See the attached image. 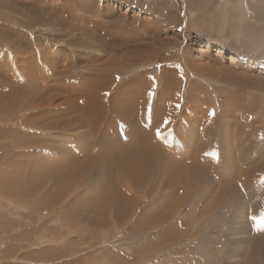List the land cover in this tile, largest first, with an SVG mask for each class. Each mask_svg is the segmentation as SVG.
Wrapping results in <instances>:
<instances>
[{
  "label": "rangeland",
  "instance_id": "rangeland-1",
  "mask_svg": "<svg viewBox=\"0 0 264 264\" xmlns=\"http://www.w3.org/2000/svg\"><path fill=\"white\" fill-rule=\"evenodd\" d=\"M262 210L264 0H0V264H258Z\"/></svg>",
  "mask_w": 264,
  "mask_h": 264
},
{
  "label": "bare ground",
  "instance_id": "bare-ground-1",
  "mask_svg": "<svg viewBox=\"0 0 264 264\" xmlns=\"http://www.w3.org/2000/svg\"><path fill=\"white\" fill-rule=\"evenodd\" d=\"M199 19V18H198ZM116 20V19H115ZM108 30V29H107ZM109 31V30H108ZM112 32V31H111ZM109 34V33H108ZM207 43L209 44V46L208 47H210V43L209 42H206V45H207ZM163 52V51H162ZM235 55H232V57L229 59V62H231V61H233V60H235ZM231 60V61H230ZM105 61V60H104ZM237 61V60H236ZM107 62H109V61H107ZM113 65V64H112ZM108 66H110V65H108ZM88 67H90V66H88ZM112 68V67H111ZM126 68V67H125ZM120 69V68H119ZM108 70V69H107ZM94 71V70H93ZM24 72V71H23ZM108 72V71H107ZM116 72V71H115ZM95 73H97L98 74V72H95ZM100 73H103V72H100ZM99 80V79H98ZM221 83V82H220ZM233 84V83H232ZM243 84V83H242ZM249 89V88H248ZM226 90V89H225ZM244 90V89H243ZM133 93V92H132ZM31 96V95H30ZM136 96H138L137 94H136ZM143 96V95H142ZM246 96V95H245ZM195 97V96H194ZM233 97V96H232ZM136 98H138V97H136ZM135 98V99H136ZM126 99H127V97H126ZM250 100V99H249ZM126 100H124V102H125ZM132 101V100H131ZM80 102V101H79ZM122 103L120 100L118 101V102H115V105H114V107H112V109H111V111H110V113H109V115H110V117H111V119L109 120V125H112L113 124V122H115V120H114V117H118V121H121L122 123H123V125L126 127V129H122V127L119 129V131H118V133L119 134H122V135H125V136H130V137H136V139L138 140V141H143V139H141V135H143V134H147V132H149V130H148V126L146 125V123H148L149 121H153V122H155L154 120H155V118H154V120H151L152 118H150V119H148V117H149V115H148V117H147V114H149V111H148V109L146 110V108H145V110H143V112L145 111V113L148 111V113L146 114V116L144 115L143 116V112H138V110H137V108L139 107L138 106V104H139V101H137L138 102V104L136 103V101H135V103L137 104V106L138 107H136V111L134 110V108L135 107H133L132 105H130L131 103H127V104H125V103ZM232 103V102H231ZM87 104V103H86ZM133 104V103H132ZM151 105V104H150ZM141 106L143 107V105L141 104ZM133 107V108H132ZM235 108V107H234ZM141 109V108H140ZM144 109V108H143ZM131 113V114H133V116H131V118H129V119H122V118H124L125 117V115H127L128 113ZM136 112V113H135ZM135 114V115H134ZM91 115V114H90ZM88 117V116H87ZM86 117V118H87ZM152 117V116H151ZM88 119V118H87ZM137 120H139V121H137ZM157 120V119H156ZM158 121V120H157ZM152 122V123H153ZM162 122H160V124H161ZM205 124V123H204ZM208 124V123H207ZM223 124H225V123H223ZM142 130V132H140ZM201 131V130H200ZM153 133V132H152ZM149 134V133H148ZM156 134V133H155ZM150 135V134H149ZM214 137V136H213ZM155 138V137H154ZM208 138V137H207ZM210 139V138H209ZM152 141V140H151ZM203 141V140H202ZM206 141V140H205ZM250 141V140H249ZM239 144V143H238ZM254 146V145H253ZM160 147V146H159ZM210 147V146H209ZM161 148V147H160ZM240 148H242V145H241V147ZM134 149V151H129L130 152V157H131V160L132 161H135L134 159H140L139 161H140V163H138L140 166H141V164H143V163H145V158H143L144 157V153H145V151L143 150V149H141L140 147H138V148H133ZM201 149V148H200ZM239 149V148H238ZM245 149V148H244ZM149 150L151 151V155H152V150H153V148L151 147V148H149ZM155 150V149H154ZM192 150V149H191ZM211 150V149H210ZM247 150V149H246ZM149 152V151H148ZM231 152V151H230ZM239 152V151H238ZM158 152H156V154H157ZM164 153V152H163ZM162 153V154H163ZM189 153V152H188ZM193 153V152H192ZM242 153V152H241ZM147 154V153H146ZM155 154V153H154ZM153 154V155H154ZM216 154V153H215ZM133 155V156H132ZM158 155V154H157ZM157 155H155V156H157ZM197 155V154H196ZM141 156V157H140ZM147 156H149V155H146V157ZM241 156V155H240ZM243 156H244V154H243ZM134 157H136V158H134ZM153 158H155V157H153ZM253 159H254V157H252ZM251 158V159H252ZM78 160V159H77ZM93 160H95V162H97L98 164H99V160L100 159H98L97 158V156H95V155H91V156H87L86 158H84V160H83V163H86V164H88V163H90V162H92ZM242 160H244V159H242ZM246 160V159H245ZM187 161V160H186ZM241 161V160H240ZM93 163V162H92ZM115 163V162H114ZM204 162H202V164H203ZM121 164V166H119ZM132 164H134V162H132V163H130V164H128V165H123V163L122 162H120V163H117L116 162V165H115V170H116V175H117V179H119L120 178V171L119 170H122L123 171V176H126V173H127V175H133V171H128V169L129 168H127V167H129V166H131ZM211 164V163H210ZM89 165V164H88ZM102 165V164H101ZM104 165V164H103ZM145 165H146V163H145ZM170 165V164H169ZM212 165V164H211ZM241 166V165H240ZM166 169V168H165ZM200 169V168H199ZM255 169V168H254ZM253 169V170H254ZM261 168H259L258 169V172H260L259 170H260ZM167 172H168V169H167ZM175 172V171H174ZM255 173H257L256 171H254ZM170 173V172H169ZM173 173V172H172ZM250 173V172H249ZM87 174V173H86ZM200 174V173H199ZM203 174V173H202ZM176 175V174H175ZM174 175V176H175ZM204 175V174H203ZM174 176H172V177H174ZM255 176V175H254ZM253 176V177H254ZM256 177V176H255ZM196 178V177H195ZM174 179V178H173ZM172 183V182H171ZM174 186V185H173ZM114 195V194H113ZM116 195V194H115ZM117 197V196H116ZM180 198V197H179ZM259 231H260V228H259ZM261 232V231H260ZM262 233H264V231L263 232H261V234H259L258 235V238L256 239V241L255 242H258V244L260 245H258V247H260V249H256L257 251V256H256V259L254 258V257H252L251 259L252 260H256L257 262H258V264H261L260 262H259V259H258V257H262L263 256V254H264V238H263V235L264 234H262ZM256 235V234H255ZM257 237V236H256ZM251 250H254V249H251ZM253 254H255V253H253ZM256 255V254H255ZM250 258V257H249ZM254 258V259H253ZM250 259V260H251ZM261 260V259H260ZM252 263V262H251ZM253 264H255L254 262H253ZM263 264V263H262Z\"/></svg>",
  "mask_w": 264,
  "mask_h": 264
},
{
  "label": "snow or ice",
  "instance_id": "snow-or-ice-1",
  "mask_svg": "<svg viewBox=\"0 0 264 264\" xmlns=\"http://www.w3.org/2000/svg\"><path fill=\"white\" fill-rule=\"evenodd\" d=\"M215 155V153H213ZM258 227H264V210L261 211L259 218L256 216L251 217Z\"/></svg>",
  "mask_w": 264,
  "mask_h": 264
}]
</instances>
